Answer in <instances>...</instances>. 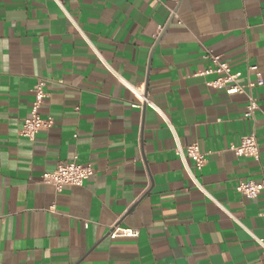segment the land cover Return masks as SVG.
Returning <instances> with one entry per match:
<instances>
[{
    "label": "crops",
    "instance_id": "1",
    "mask_svg": "<svg viewBox=\"0 0 264 264\" xmlns=\"http://www.w3.org/2000/svg\"><path fill=\"white\" fill-rule=\"evenodd\" d=\"M208 52L264 79V0H0V264H264V190L236 189L264 179V85L246 118L245 95L206 84ZM39 78L54 124L30 140ZM253 132L259 160L237 156ZM61 161L94 174L58 192L42 175Z\"/></svg>",
    "mask_w": 264,
    "mask_h": 264
},
{
    "label": "built area",
    "instance_id": "2",
    "mask_svg": "<svg viewBox=\"0 0 264 264\" xmlns=\"http://www.w3.org/2000/svg\"><path fill=\"white\" fill-rule=\"evenodd\" d=\"M172 15L177 16L176 11L172 10ZM205 58L210 60L211 66L202 72V74H216L217 77L206 82L209 87L223 88L228 94H243L247 97V105L245 117L254 119L259 109V100L255 94V89L264 85V79L259 72H256V80L250 79L249 74L257 70V66H248V81L243 84L239 81L242 76L240 72H233L230 65L222 60V57L212 52H208ZM47 80L39 78L33 87L34 100L31 106L30 115L25 118L20 129V134L30 140H35L36 135L42 131L51 128L54 124L52 117H43L41 114V106L47 96L45 86ZM138 101L133 107H142L149 105L157 109L156 105L146 96L144 90L135 91ZM186 156L190 158L196 170H202L207 163L206 154L201 150L200 145L195 142L185 146ZM232 150L237 156L252 157L257 160L260 158L261 147L255 132L251 133L247 138L243 139L239 145L232 146ZM177 152L185 160L183 146L178 142ZM189 172L195 183L202 188L198 178L189 168ZM94 174L92 165H82L73 162H58L57 167L53 171L45 172L42 175V182L53 185L58 192H61L65 186H83L85 182ZM237 191L247 199H256L264 190V179L262 181L246 180L240 181L236 186ZM54 209V206L52 207ZM139 229L132 227H122L114 224L110 233L111 238L117 237H138ZM258 243L264 250V239L257 238Z\"/></svg>",
    "mask_w": 264,
    "mask_h": 264
}]
</instances>
